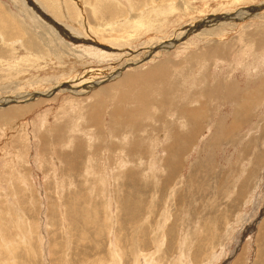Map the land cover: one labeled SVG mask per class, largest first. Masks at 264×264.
<instances>
[{"label":"rangeland","instance_id":"obj_1","mask_svg":"<svg viewBox=\"0 0 264 264\" xmlns=\"http://www.w3.org/2000/svg\"><path fill=\"white\" fill-rule=\"evenodd\" d=\"M1 15L0 264H264V0Z\"/></svg>","mask_w":264,"mask_h":264},{"label":"bare ground","instance_id":"obj_2","mask_svg":"<svg viewBox=\"0 0 264 264\" xmlns=\"http://www.w3.org/2000/svg\"><path fill=\"white\" fill-rule=\"evenodd\" d=\"M104 2H105V1H104ZM95 4H96V3H95ZM74 6H75V5H74ZM41 8H42V7H41ZM52 9H53V11L56 12V13H58V11H59L57 6H53ZM80 9H81V8H80ZM80 9H79V10H80ZM79 10L77 11L78 14L80 13ZM62 11H63V10H62ZM64 11H65V10H64ZM106 12H107V11H106ZM64 13H65V12H64ZM71 13H72V12H71ZM71 13H70V14H71ZM75 14H76V13H75ZM107 14H108V13H107ZM115 14H116V13H115ZM79 15H80V14H79ZM79 15H77V16H79ZM81 15H82V13H81ZM81 15H80V16H81ZM238 15H239V14H238ZM243 15H244V14H243ZM54 17H55V16H54ZM57 17L60 18L59 16H57ZM63 17H64V16H63ZM75 17H76V16H75ZM84 17H86V15H85ZM0 18H4V16L1 15ZM61 18H62V17H61ZM55 19L57 20V18H55ZM238 19H240V18H238ZM140 20H141V18H140ZM9 21H10V20H9ZM58 21H59V20H58ZM61 21H62V20H61ZM52 22H53V20H52ZM122 22H123V21H122ZM124 22H125V21H124ZM124 22H123V23H124ZM116 23H118V22H116ZM120 23H121V22H120ZM136 23H137V22H136ZM138 23L141 24L140 22H138ZM5 25H6V24H5ZM112 25H113V24H112ZM116 25H117V24H116ZM123 25H124V24H123ZM123 25H122V26H123ZM2 26H3V25H2ZM7 26H8V25H7ZM136 26H137V24H136ZM87 27H88V25H87ZM117 27H118V25H117ZM117 27H116V28H117ZM116 28H115V31H116ZM118 28H119V27H118ZM118 28H117V29H118ZM85 29H86V28H85ZM87 29H89V28H87ZM97 29H98V27H96L95 29H93V27H91V30H90V29H89V30H90V32H92V31H97ZM119 29H120V28H119ZM119 29H118V30H119ZM9 30H10V29H9ZM100 30H101V29H100ZM103 30H106V29H103ZM112 30H113V29H112ZM190 30H191V29H190ZM11 31H12V29H11ZM119 31H120V30H119ZM125 31H126V30H125ZM2 32H3V31H2ZM7 32H8V30H7ZM47 32H48V31H47ZM90 32H89V33H90ZM185 32H186V31H185ZM5 33H6V32H5ZM10 33H11V32H10ZM12 33H13V32H12ZM92 33H93V32H92ZM124 33H125V32H124ZM182 33H183V32H182ZM13 34H14V33H13ZM36 34H37V33H36ZM93 34H94V33H93ZM120 34H121V33H120ZM132 34H133V33H132ZM121 35H122V34H121ZM261 35H262V34H261ZM9 36H10V35L8 34V37H9ZM92 36H93V35H92ZM94 36H96V34H94ZM99 36H100V35H99ZM102 36L105 37V34L102 35ZM127 36H128V35H127ZM127 36L125 35V37H127ZM12 37H13V35H12ZM104 37H103V38H104ZM122 37H123V36H122ZM38 38H39V36H38ZM99 38H100V37H99ZM103 38L101 37L100 39H103ZM127 38H128V37H127ZM7 39H8V38H7ZM10 39H11V38H10ZM31 39H32V37H31ZM31 39H30V40H31ZM108 39H109V38H108ZM115 39H116V38H115ZM119 39H120V38H119ZM261 39H262V37H261ZM77 40H78V39H77ZM97 40H98V39H97ZM113 40H114V39H113ZM113 40H112V41H113ZM121 40H122V38L120 39V41H121ZM17 41H18V40H17ZM117 41H118V40H117ZM14 42H15V41H14ZM29 43H30V42H29ZM122 44H123V43H122ZM34 45L36 46V43H34ZM49 45H50V44H49ZM101 47H102V46H101ZM39 48H40V47H39ZM122 48H123V47H122ZM105 49H107V48H105ZM119 49H120V48H119ZM157 49H158V48H157ZM164 50H165V49H164ZM105 51H106V50H105ZM108 51H110V50H108ZM161 51H162V50H161ZM148 59H149V58H148ZM146 60H147V59H146ZM155 67H156V66H155ZM155 67H153V69L151 68V70H155ZM124 69H125V68H124ZM111 77H113V76H111ZM114 77H115V76H114ZM114 77H113V78H114ZM106 80H107V79H106ZM100 81H101V80H100ZM58 84H59V82H58ZM96 84H97V83H96ZM93 86H94V85H93ZM52 88H53V87H52ZM59 88H60V87H59ZM57 89H58V88H57ZM209 89H210V88H209ZM61 90H62V89H61ZM65 90H66V89H65ZM88 90H89V89H88ZM203 91H204V90H203ZM207 92H208V91H207ZM188 94H189V93H188ZM207 94H208V93H207ZM211 95H212V94H211ZM222 96H223V95H222ZM206 97H207V96H206ZM175 101H176V100H175ZM178 102H180V101H178ZM200 107H201V106H200ZM114 111H115V110H114ZM186 111H187V110H186ZM203 114H204V113H203ZM97 119H98V118H97ZM95 120H96V119H95ZM88 123H89V122H88ZM166 123H167V122H166ZM170 177H171V176H170ZM253 225H254V224H253ZM238 262H239V260H238ZM227 263H229V261H227ZM236 264H237V263H236ZM238 264H239V263H238ZM240 264H241V263H240Z\"/></svg>","mask_w":264,"mask_h":264}]
</instances>
